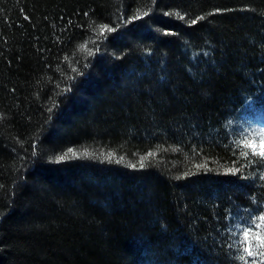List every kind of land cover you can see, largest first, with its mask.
Segmentation results:
<instances>
[{
  "label": "trees",
  "instance_id": "16d2710c",
  "mask_svg": "<svg viewBox=\"0 0 264 264\" xmlns=\"http://www.w3.org/2000/svg\"><path fill=\"white\" fill-rule=\"evenodd\" d=\"M263 131L264 0H0V264H261Z\"/></svg>",
  "mask_w": 264,
  "mask_h": 264
},
{
  "label": "snow or ice",
  "instance_id": "6c2138e0",
  "mask_svg": "<svg viewBox=\"0 0 264 264\" xmlns=\"http://www.w3.org/2000/svg\"><path fill=\"white\" fill-rule=\"evenodd\" d=\"M148 15H149L148 12H144L142 15H134L132 17V20L128 22L141 20L144 17H147ZM165 15H168V13H165ZM181 19H183V17H181ZM191 23L195 24L197 23V20H192ZM100 27H101V34H103L104 29H106L108 32H114L117 30L116 28L109 27L108 25H101ZM81 47H83V45ZM258 135L261 136V139L259 141V147H260L259 152L256 151V141L245 139L242 143L245 148H250L252 150L251 154L253 156L258 155L261 159H264V133H258ZM69 153L71 154V156H69ZM100 155L104 156L105 159H109V160L113 158L112 153H108L105 156V154L102 152ZM147 155L153 156L154 153L150 152ZM92 156H95V153H90L87 150H84L83 152H76L72 148H69L67 152H65L63 155H59L55 157V162H62L71 158L92 157ZM146 158L147 157L141 158V162H140L141 168L145 166L143 161ZM122 159L123 157H121V160ZM130 166L135 167V165H130ZM227 171L228 173L234 175L239 171V169H228ZM258 219L259 221H261V223H256L255 221H253V225L251 227L244 228L243 239L239 241V245H238L239 250L242 253H245L247 257H256V256L264 257V214L260 215ZM253 241H255V243ZM237 258L240 261H243L244 264H249V261L246 260L244 254L239 255ZM250 264H257V261L255 259H252ZM261 264H264V261H261Z\"/></svg>",
  "mask_w": 264,
  "mask_h": 264
},
{
  "label": "rangeland",
  "instance_id": "374dc122",
  "mask_svg": "<svg viewBox=\"0 0 264 264\" xmlns=\"http://www.w3.org/2000/svg\"><path fill=\"white\" fill-rule=\"evenodd\" d=\"M262 133H264V131ZM260 139H261V136L259 135V138L256 141V150H260V147H259V141H260Z\"/></svg>",
  "mask_w": 264,
  "mask_h": 264
}]
</instances>
